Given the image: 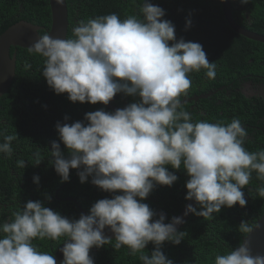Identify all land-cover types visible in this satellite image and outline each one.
<instances>
[{"label":"clouds","instance_id":"clouds-1","mask_svg":"<svg viewBox=\"0 0 264 264\" xmlns=\"http://www.w3.org/2000/svg\"><path fill=\"white\" fill-rule=\"evenodd\" d=\"M164 16V9L142 0L139 15L121 20L112 13L80 20L72 29L73 38L45 34L27 48L30 55L43 58L40 74L47 85L56 94L67 93L71 102L107 105L117 93L138 100L111 112H87L86 124L57 122L68 158L56 141L51 142L50 153L61 181L69 179L70 169H80L81 183L91 176L100 190L120 194L96 201L89 214L73 220L40 200L26 202L10 220L0 223V264H57L52 254L37 250L32 241L62 237L61 264H94L90 249L112 241L103 233L106 226L114 233L115 250L126 246L130 254H140L142 264H173L160 245L181 242L184 232L176 225L182 219L164 223L160 215L153 220L154 212L141 202L156 184L171 186L177 180L167 165L183 166L189 176L185 199L200 206L198 211L186 205L185 215L211 219L222 207L245 206L241 189L253 172L262 182L258 196L264 198V150L244 148L247 132L241 121L193 123L191 114L182 109L181 97L191 86L188 74L205 69L212 79L217 66L208 61L201 44L177 39L175 26ZM190 23L186 21V28ZM14 139L15 135H4L0 153L11 157ZM41 160L36 153L34 166ZM17 164L26 167L24 160ZM33 182L38 183L39 177L33 176ZM259 227L241 221L238 230L247 236ZM149 242L155 246L150 256L144 252ZM215 264H264V255H252L244 239L235 249L216 255Z\"/></svg>","mask_w":264,"mask_h":264},{"label":"trees","instance_id":"trees-1","mask_svg":"<svg viewBox=\"0 0 264 264\" xmlns=\"http://www.w3.org/2000/svg\"><path fill=\"white\" fill-rule=\"evenodd\" d=\"M65 2L68 17L65 39L73 38L72 29L80 20L87 21L90 18L112 13L123 20L129 15H139V7L142 4V0H65ZM149 2L165 10V16L162 19L172 22L177 39L198 42L202 45L208 61L216 64L215 77L212 79L205 75V69L188 74L191 80L189 91L195 92L198 88L200 93L213 92L202 98V101L210 99H213L215 103L220 101L213 110L214 118L210 119L214 123L224 125L230 123L233 118L239 119L247 132L244 148L249 152L264 150V105L255 98L245 97L238 91L243 77L252 78L254 73L258 72L259 65L264 63V43L246 38L229 27L223 17L221 0H149ZM230 2L232 17L239 25L264 34V0H248L247 4H241L240 0H230ZM19 20L43 26L44 29H40L39 33L44 35L45 29L50 26L48 0H0V34L9 25ZM186 21H191L187 28ZM171 43L170 41L169 44ZM14 49L15 75L6 93L0 97V143L4 142V135L16 136L11 146L15 151L19 148L23 150V156L27 159L24 160L26 167L21 168L23 173L32 172L35 169L36 153H39L41 158L44 152L48 157L51 155L52 141L60 143L64 157L68 158V152L59 140L55 128L57 122L71 124L82 121L86 124L85 113L99 109L106 112L112 110L99 102L96 104L71 102L67 98V93L56 94L40 74L43 58L30 55L27 49L22 47L11 48V54ZM25 64L31 67L26 69ZM227 91L229 94H226ZM204 111L205 115H208L207 109ZM191 116L195 118V122L206 118L199 111ZM65 117H67L66 120ZM32 150L35 152L29 156ZM3 155L6 156L0 153V177L1 171L7 169L9 174V166H15V164L4 163ZM30 157H33L34 161ZM14 172H17L16 166ZM77 173V169H70L67 181L62 182L61 178H55L54 186L45 188L48 189L49 194L45 195L44 190L39 188L36 196L33 195V199L30 198V200L43 202L44 195L52 197L50 203H42L43 206L70 220L78 219L81 213L76 203L58 198L70 196L76 199L86 214H89L90 207L100 200L102 195L95 199L93 195L96 193V186L91 183V176L86 182L81 183ZM43 183L46 184L48 181L44 180ZM63 184L66 185L54 195L55 189ZM261 184L262 182L253 172L249 184L241 189L247 201L243 207L238 204L230 208L222 207L219 213H213L211 219H204L191 213L178 229L184 232L181 242L179 244L163 242L160 245L162 253L172 260L173 264H215L216 255L235 249L242 242L245 234L238 230L240 222L248 221L249 224H254L264 211V198L259 197L257 193ZM107 195L110 196V193L108 192ZM9 197L8 195L5 200L4 198L2 200L9 204ZM26 202L20 204L13 202V205H8L7 208L20 211ZM184 204L185 201L176 204L147 205L155 214L153 220L158 219L159 212H162L167 217L163 222L168 223L173 215L180 212ZM195 208L200 210L197 203ZM3 209L1 205L0 223H3ZM63 212L66 214L62 215ZM63 239L62 237L59 241H54L52 250L48 247L44 250L53 255ZM114 244L113 239L110 244L100 248L93 246L89 255L93 258L94 264H142L139 253L130 254L126 246L115 250ZM34 246L37 250L43 251L40 242ZM154 247L149 242L145 247V254L150 256Z\"/></svg>","mask_w":264,"mask_h":264},{"label":"flooded vegetation","instance_id":"flooded-vegetation-1","mask_svg":"<svg viewBox=\"0 0 264 264\" xmlns=\"http://www.w3.org/2000/svg\"><path fill=\"white\" fill-rule=\"evenodd\" d=\"M238 91H240L241 94H243L245 97L255 98L257 101L262 102L264 105V63H261L259 65L258 72L254 73L252 78L246 79L243 77V82H241ZM199 93L200 92L198 88L196 89L195 92H191L188 90V94L186 96L181 97L182 109L183 110L187 109V111L190 114H194L199 111L203 117H206V118H201V120H208L210 123H214V121L211 120L210 118H214L213 110L215 109L216 105L217 106L219 105L220 101H217V103H215L213 99H210L209 101H202V98L205 97H199V95L204 93H200V94ZM226 94H229V91H227ZM137 100L138 97L117 93L110 101L113 104L117 105L118 107L124 108L129 103L136 102ZM204 109L205 110L207 109L208 115H205ZM194 120L195 118L192 117L193 123H195ZM259 120H261V118ZM33 152L35 151L32 150V153H29L28 155L31 156ZM23 155H24L23 150L19 148L17 151L13 150L11 157H7L4 155L2 157V161L4 163L15 164L17 168L16 173L14 172L15 166H11V167L9 166L8 168L10 170L9 174L7 173V169L1 171L0 207L1 205H3L4 207L2 212V217H3L2 222L10 220V216H12L14 212H16V210L13 211L10 210V207L7 208L8 205H13V202L20 204V203H24L25 201L27 202L32 201L30 200V198H32L33 195L36 196L37 190L39 188L44 190L43 193L45 195L49 194V192L47 191L49 189L48 187L54 186L55 178L60 179V176L56 173L54 166L52 165L51 155H49L48 157L46 155V152H44V154L42 155V160L39 163V165H36L35 169L32 172L21 173V167L18 166L17 162L20 160H27ZM30 158L32 161H34L33 157ZM166 167L170 172H173L178 177L177 180L171 186L156 184L153 190L150 192V194L141 202L145 204H157V205L176 204V203H182L184 201L186 202L185 195L187 189L185 187V184L186 181L189 179L186 170L183 168V166H181L179 169H173L170 165H167ZM79 170L80 169H77V172ZM33 176L39 177L38 183L33 182ZM44 180L48 181V183L44 184L43 183ZM40 181L42 182L40 183ZM65 185L66 184L58 186V188H56L54 191V195H56V193ZM8 190L9 193H7ZM95 191L96 193L93 195L95 199H97L100 196V194L102 195L101 199L112 198L114 195L120 194L119 192L110 193V196H108L107 195L108 192L100 190L97 186L95 187ZM7 194L10 196L8 198L9 204L4 202V200L8 196ZM45 195L42 197V201H43L42 203L43 204L50 203V199L52 197H50V199H47ZM66 197H70V196H62L58 198L64 200V198ZM2 198H4V200H2ZM159 213L160 215H164V213L162 212ZM65 214L66 213L63 212L62 215ZM164 217L167 218L166 216ZM37 242L41 243V247L43 249L42 252H45L44 248L47 249V247L50 250H52L51 246L54 244V241L49 239H43V240L34 239L32 241L33 245H35Z\"/></svg>","mask_w":264,"mask_h":264},{"label":"water","instance_id":"water-1","mask_svg":"<svg viewBox=\"0 0 264 264\" xmlns=\"http://www.w3.org/2000/svg\"><path fill=\"white\" fill-rule=\"evenodd\" d=\"M48 5L50 10V26L45 29V34H49L53 38L58 37L65 39L68 27L66 2L63 0L62 4L58 5L56 4L55 0H48ZM221 9L225 21L234 32L251 40L264 43V34L246 29L233 19L230 0H221ZM40 29H44V27L33 24L26 20H19L9 25L0 34V97L6 93L15 75L16 53L14 49L13 53L11 54L10 48L22 47L27 49L36 40H38L40 36H43L39 33ZM212 93L213 92L204 93L199 95V97H207ZM103 106L112 111H115L116 109H122V107H118L111 101L107 105ZM64 200L73 201L76 203L79 212L83 215H87L79 203H77L76 199L72 197H66ZM189 204H192L195 207L196 202L194 200H186L180 212L173 215V217H180L183 221L182 223L176 225L177 230L182 227L191 214V212H188L185 215L186 205ZM256 223H258L260 227L254 229L247 236H244L242 242L244 239L248 242L252 255H264V211L254 222V224ZM103 233L106 237L114 239V233H112L107 226L103 230ZM64 242L65 241H62L53 252V256L56 259L57 264H61V261L63 260V254L60 251V248L63 247Z\"/></svg>","mask_w":264,"mask_h":264}]
</instances>
